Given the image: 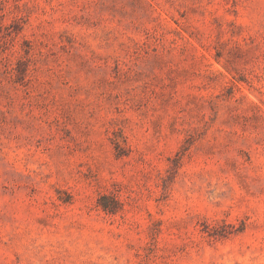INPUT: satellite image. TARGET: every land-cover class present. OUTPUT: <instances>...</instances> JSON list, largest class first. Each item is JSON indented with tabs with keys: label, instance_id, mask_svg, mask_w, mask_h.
Segmentation results:
<instances>
[{
	"label": "rangeland",
	"instance_id": "374dc122",
	"mask_svg": "<svg viewBox=\"0 0 264 264\" xmlns=\"http://www.w3.org/2000/svg\"><path fill=\"white\" fill-rule=\"evenodd\" d=\"M0 264H264V0H0Z\"/></svg>",
	"mask_w": 264,
	"mask_h": 264
}]
</instances>
